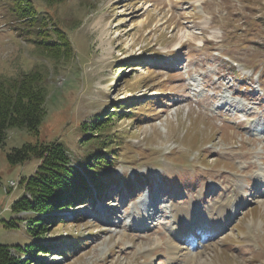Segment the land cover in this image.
<instances>
[{"label":"rangeland","instance_id":"1","mask_svg":"<svg viewBox=\"0 0 264 264\" xmlns=\"http://www.w3.org/2000/svg\"><path fill=\"white\" fill-rule=\"evenodd\" d=\"M6 2L0 75L45 73L40 140L77 160L82 122L119 114L108 121L117 160L98 171L109 181L55 212L45 264H264V0H34L72 42L74 59L57 63L18 34ZM35 138L11 128L0 147V243L30 242L23 224L5 227L24 188L5 187L38 163L11 164L7 151ZM192 208V233L174 236L173 215Z\"/></svg>","mask_w":264,"mask_h":264},{"label":"trees","instance_id":"2","mask_svg":"<svg viewBox=\"0 0 264 264\" xmlns=\"http://www.w3.org/2000/svg\"><path fill=\"white\" fill-rule=\"evenodd\" d=\"M4 1L14 18L15 30L25 40L32 41L45 58L54 63L74 59L67 32L56 21L50 22L34 0ZM45 80L46 75L39 68L16 77L0 75V147L5 144L9 129H25L35 140L12 147L7 151V159L11 164L32 158L38 160L32 173L18 178L17 186L23 187L24 193L12 202L14 216L5 221L7 228H19L23 224L30 242L0 243V264H29L32 259L39 260L32 264H45L42 259L52 251L46 231L58 220L59 214L55 212L92 198V189L102 191L109 180H102L98 171L103 167L113 168L117 160L116 131L108 123L119 115L113 112L115 107L105 117L96 111L92 124L82 122L80 127L86 134L80 139L83 154L77 160L71 158L62 142L39 139L40 125L47 111Z\"/></svg>","mask_w":264,"mask_h":264},{"label":"bare ground","instance_id":"3","mask_svg":"<svg viewBox=\"0 0 264 264\" xmlns=\"http://www.w3.org/2000/svg\"><path fill=\"white\" fill-rule=\"evenodd\" d=\"M229 203V201L227 202ZM227 205V204H226ZM226 205H224L223 203H219L217 204L216 206L212 207V209H215L214 210V213L213 210L211 209V214H213L214 216L216 217H212L210 216L211 219H215L216 221V225H221L222 224V221L221 220H224V217H225V214H223L224 210H225V207ZM229 205V204H228ZM148 207L147 205H145L142 209L143 211L147 212L148 210H146ZM227 210V209H226ZM177 212L176 214L173 215V219H172V227H171V230L173 229L172 231V234L175 236H179L183 233H192L191 231V228H192V225H194L195 223V209L192 208V209H189V210H184V209H177ZM172 215V214H171ZM152 217V216H151ZM221 220H220V219ZM230 218L229 217H226L225 218V222L227 220H229ZM199 221H202L201 219H198ZM224 222V221H223ZM225 225V224H224ZM175 228V229H174ZM218 226H215V230H217ZM222 229V228H221ZM178 231V232H177ZM180 231V232H179ZM212 232V231H211ZM188 235V234H187ZM178 238V237H177ZM172 240V239H171ZM196 241V240H195ZM169 253L171 254V259L175 258L176 256H178V253H180L181 251V248L178 247L175 243V241H170L169 242ZM192 248V247H190ZM181 255V254H180ZM192 256V259H194L197 254L195 252H193L191 254ZM189 257V256H188ZM197 258V257H196Z\"/></svg>","mask_w":264,"mask_h":264},{"label":"built area","instance_id":"4","mask_svg":"<svg viewBox=\"0 0 264 264\" xmlns=\"http://www.w3.org/2000/svg\"><path fill=\"white\" fill-rule=\"evenodd\" d=\"M13 182V181H12ZM12 182H11V184H12Z\"/></svg>","mask_w":264,"mask_h":264}]
</instances>
